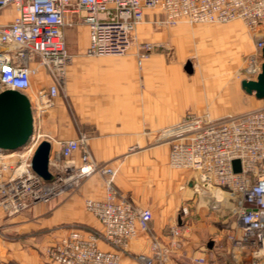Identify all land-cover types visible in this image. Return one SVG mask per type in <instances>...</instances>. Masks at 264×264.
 I'll return each instance as SVG.
<instances>
[{
    "label": "built area",
    "instance_id": "1",
    "mask_svg": "<svg viewBox=\"0 0 264 264\" xmlns=\"http://www.w3.org/2000/svg\"><path fill=\"white\" fill-rule=\"evenodd\" d=\"M9 5L14 6L15 14L11 21L0 23V91L20 90L32 103L29 91L33 78L47 74L52 82L38 95L43 109L55 104L71 58L65 28L78 21L89 30L86 54L110 56L129 52L135 31L150 9L162 13V17H152L155 24H223L239 19L257 35L259 52L246 69L248 78H256L261 71L264 0H0V12ZM153 47L150 41H138L139 66ZM161 131L170 147L171 166L192 172L188 184L194 194L220 190L228 197L236 215L235 230L229 234L233 258L239 263L250 255L252 264H264V106L222 117L188 111ZM34 137L37 141L28 144L29 140L25 152L15 160L8 158L11 151L0 150L1 213L12 216L36 203L49 202L73 191L81 179L98 173L104 180L105 196L86 198L85 207L100 225H70L66 235L47 246V255L59 264H122L130 241L148 233L150 252L134 254L135 261L168 263L170 253L182 245L181 225L169 227L167 243L151 231L152 209L136 205L118 189L116 168L94 157L86 133L75 138H50L58 148L50 155L52 177L48 181L31 165L40 134L33 132L30 139ZM235 159L240 161L238 171ZM180 211L188 216L189 205L184 204ZM205 260L197 258L198 262Z\"/></svg>",
    "mask_w": 264,
    "mask_h": 264
},
{
    "label": "crops",
    "instance_id": "2",
    "mask_svg": "<svg viewBox=\"0 0 264 264\" xmlns=\"http://www.w3.org/2000/svg\"><path fill=\"white\" fill-rule=\"evenodd\" d=\"M14 14V6L4 8L0 12V23L11 21ZM147 16L153 17V14L148 10ZM70 27L65 28V34ZM77 28L73 35L75 51L85 54L89 44L86 29L81 26ZM204 30L210 32L207 34L209 38H205L207 44L218 35L238 37L241 34L247 40L257 39V35L245 31L240 22L226 27L206 26ZM100 64H103L100 68L103 77L88 79L85 100L76 97L79 117L81 120L87 117L90 124L86 135L92 154L98 161L116 168L114 183L131 201L152 209L151 231L164 242H169V227L177 223L181 225L182 245L170 253L167 264H228L231 258L224 252L222 221H218L217 215L209 213L202 195H190L189 198L184 193L176 194V179L168 166H171L170 147L168 143L165 147H158L156 131L170 119L169 125L178 122L188 111L198 113L207 109L217 115L215 117H222L263 107L264 98L247 93L241 86L242 80L225 83L219 80L222 72H216L214 79L207 82L203 89H198L194 84L187 89V93L179 94L173 80H158L157 72L150 78H137L132 72V60L120 59ZM45 76L43 74L42 77ZM49 79L52 80L50 76ZM143 80L146 81L144 85ZM180 83H185L182 77ZM253 96L262 103L254 105L251 100ZM217 101L219 103L214 104ZM54 117L53 112L38 115L37 119L35 117V133L40 134L39 141L49 139L52 149L54 145L58 148V144L55 140L53 143L51 137L75 138L81 132L80 128L74 129L70 136H65L62 126H52ZM132 147L139 150L126 154ZM76 158L79 164V155L76 154ZM186 174L189 176L188 182L192 172ZM104 196V180L102 176L100 179L94 176L83 180L76 191L61 195L48 204L38 203L19 214L6 216L7 230L15 231L17 235L14 234L12 238L0 236V264H59L47 255V246L66 235L74 223L99 226L97 218L86 209L85 200L102 199ZM184 200H189L192 208L188 216L181 215L180 205L187 203ZM178 202L179 205L175 207ZM208 237L213 239L206 245L204 241ZM150 245V235L141 233L130 241L129 252L123 255L122 263L138 264L133 255L149 253ZM199 257H204L205 262H198ZM232 260L238 264L237 260Z\"/></svg>",
    "mask_w": 264,
    "mask_h": 264
},
{
    "label": "rangeland",
    "instance_id": "3",
    "mask_svg": "<svg viewBox=\"0 0 264 264\" xmlns=\"http://www.w3.org/2000/svg\"><path fill=\"white\" fill-rule=\"evenodd\" d=\"M149 11L153 14V16L162 17L161 12L157 13V11L155 12L151 9ZM151 19L152 17L146 16L145 21L138 25V28L135 31L136 39L132 44L129 52L124 55L95 56L75 51L76 41L73 38V35L77 31V27L81 26L86 29L88 40L89 31L87 25L83 21H78L76 24L71 26L69 28V32H66L67 49L71 54V58L67 66L66 74L63 77L61 84L59 85L58 94L55 97V104L53 106L43 109L41 102L38 99L39 93L42 90H45L52 82V80L49 79V76L45 74L46 76L43 78L42 74L40 76L34 77L32 80V87L29 93L32 98L34 128L35 117L37 119L38 115H46L50 112H53L55 117L54 119H52L51 124L53 127H55V125L62 126L64 133H66L65 136H70L71 132L74 131V129L78 130L79 128L81 129V132L86 133V130L90 126V124H88L87 117L84 120H81V118L79 117L77 112L78 102L76 100V97H81L83 100H85L87 95L88 79H93L94 77H103V74L100 70L103 64L100 63L114 62L120 59L132 60V63H134V70H132V72H134L137 78H150L157 72L158 80H173L174 87L177 88L179 94L187 93V89L194 84L197 85L198 89H203L207 82L214 79V74L216 72H222V77L218 79L222 80L224 83L240 82L242 79L248 78L245 68L247 69L249 67L252 62V57L257 55L259 52L256 47V41H253L250 38L247 40L246 37H243L241 34H239L238 37H226L224 35H218L219 37L213 38V42L207 44L208 40L206 41L205 38H209L207 34H209L210 32L204 30L206 26L226 27L233 24L234 22H240L243 26V29L246 31L247 28L245 27L243 21L238 19L223 24H192L189 22H180L176 25H165L155 24L151 21ZM143 40L152 42L154 44V47L151 55L146 58V60H144L142 66H139L137 65L138 63H136L137 43L138 41ZM188 61H191L192 63L193 70L191 72H187L185 69V64ZM262 61L263 58L261 55V63ZM128 73L130 74V72ZM46 77H48V79H46ZM181 77L185 80V83H180ZM145 82L146 81L143 80L142 84L144 85ZM251 100L254 102V105L262 103V100H258L254 96L251 98ZM215 103H219V101L214 102V104ZM210 104H213V102H211ZM84 105V110L87 114L86 102H84ZM204 112L210 113V111H208L207 109L198 111V113ZM210 115L212 117L217 116L212 113H210ZM169 123H171V119L167 121L166 125H161L156 131V143L158 147H165L167 145V141L164 138L161 129L162 127L164 128L165 126H168ZM36 141L37 137H34L30 139L28 144H34ZM54 142L55 141L53 140V143ZM38 143L36 144L35 148L37 147ZM53 149L54 153H56L57 148L55 145ZM138 150L139 148L132 147L126 151V154L135 153ZM23 152H25V146L8 152V158L15 160ZM168 166L171 169V172L174 174V178L176 179V185L174 187L176 194L184 193V195L187 194L189 198L195 194L202 195L206 201L204 205L208 209L209 213L217 215L218 221H222V231L224 236L222 238L225 242L224 252L229 258H231V260L234 259L231 252L232 250L231 241L229 240V234L235 230L236 215L230 209V202L227 199L228 197L225 196V194L220 190H211L208 193L197 192L194 194L193 190L190 188L187 182V178H189V176H187L186 172L189 173V171L171 167L170 165ZM94 176L99 179L101 177V175L98 173L93 174L81 179L80 183L83 180ZM78 187L79 186H77L73 191H76ZM51 201L39 203L48 204ZM184 201H186V204H188L187 200ZM37 204L38 203H36V205ZM178 205L179 202L175 204V207ZM188 205L190 210L189 214H191L192 208L190 204ZM180 207H183V204H181ZM6 216L7 215H4L0 212V236L4 238H12L13 235L17 232H11L7 230L5 223L8 216ZM29 233H31V231H29ZM20 234L21 233H19L18 235ZM211 239L213 238L209 239L208 237L206 241H204V244L207 245L208 242L212 241ZM206 249L208 250V248Z\"/></svg>",
    "mask_w": 264,
    "mask_h": 264
},
{
    "label": "water",
    "instance_id": "4",
    "mask_svg": "<svg viewBox=\"0 0 264 264\" xmlns=\"http://www.w3.org/2000/svg\"><path fill=\"white\" fill-rule=\"evenodd\" d=\"M261 71L256 78H244L241 81L242 88L247 93H254L257 98H264V47L262 48ZM187 72H191L192 63L185 64ZM34 132V116L32 103L28 95L20 90L6 88L0 91V150L13 151L23 147ZM52 144L48 139H42L35 148L31 165L33 170L44 180L51 179L49 169ZM234 169L240 170V161H233ZM211 244V243H210ZM253 258L245 256L238 264H252ZM228 264H236L228 260Z\"/></svg>",
    "mask_w": 264,
    "mask_h": 264
}]
</instances>
